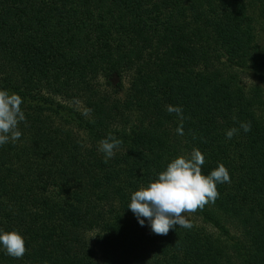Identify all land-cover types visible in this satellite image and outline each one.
Segmentation results:
<instances>
[{
    "label": "trees",
    "instance_id": "1",
    "mask_svg": "<svg viewBox=\"0 0 264 264\" xmlns=\"http://www.w3.org/2000/svg\"><path fill=\"white\" fill-rule=\"evenodd\" d=\"M253 6L264 17V0H0V90L21 96L26 117L21 137L0 145V230H17L26 252L0 246V264H264ZM242 70L256 82L241 83ZM109 133L122 143L105 163ZM193 148L203 174L229 171L194 213L221 234L185 213L191 229L156 235L128 208L131 194ZM232 225L241 242L221 237Z\"/></svg>",
    "mask_w": 264,
    "mask_h": 264
},
{
    "label": "clouds",
    "instance_id": "2",
    "mask_svg": "<svg viewBox=\"0 0 264 264\" xmlns=\"http://www.w3.org/2000/svg\"><path fill=\"white\" fill-rule=\"evenodd\" d=\"M22 103L18 94L0 90V145L9 141L14 143L21 137L18 125L26 120L21 110ZM167 111L175 113L183 121L181 107L169 105ZM239 129H243L245 133L251 131V122H240L239 128L228 129L227 139H232ZM177 133L183 135L182 123L178 126ZM121 143L111 133L99 142V151L104 153L105 163L115 155L114 149ZM204 163V155L198 148H193L189 155L172 159L154 180L134 191L128 208L139 224L144 226L146 219L156 235H167L170 229L177 226L191 229L193 224L184 214L203 210L209 202L215 203L219 197L217 184L231 182L229 171L223 163L207 175L202 173ZM0 246L7 255L16 259L22 258L26 252L25 240L17 230H0Z\"/></svg>",
    "mask_w": 264,
    "mask_h": 264
},
{
    "label": "rangeland",
    "instance_id": "3",
    "mask_svg": "<svg viewBox=\"0 0 264 264\" xmlns=\"http://www.w3.org/2000/svg\"><path fill=\"white\" fill-rule=\"evenodd\" d=\"M248 13L252 18V24L254 27V32L255 35L257 37V41L259 44V47L263 45V36H264V32H263V26H264V17L261 16L263 14V10H262V14L259 12V7L258 6H253L250 7V9H248ZM240 82L244 83L245 86H249L252 83L256 82V79L254 76H252V74L249 71H244L242 70L241 73L238 75ZM70 103V102H69ZM259 114L261 115L260 117L263 119V111L259 112ZM187 216H191L195 219L197 225L203 227L205 229L206 232H213V234L215 235H219L221 234L215 227H213V225L203 222L199 216L195 215L194 213H186ZM227 233H223V235L221 237L226 238V239H230L229 242H234V241H240L241 242V231L240 229L235 226H227ZM228 237V238H227ZM234 261H236L237 259L233 258Z\"/></svg>",
    "mask_w": 264,
    "mask_h": 264
}]
</instances>
